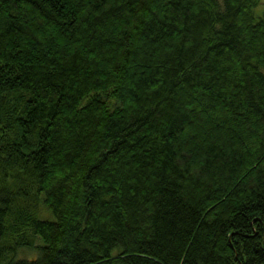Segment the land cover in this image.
Wrapping results in <instances>:
<instances>
[{"label":"trees","instance_id":"trees-1","mask_svg":"<svg viewBox=\"0 0 264 264\" xmlns=\"http://www.w3.org/2000/svg\"><path fill=\"white\" fill-rule=\"evenodd\" d=\"M260 3L0 0V264H264Z\"/></svg>","mask_w":264,"mask_h":264},{"label":"rangeland","instance_id":"rangeland-1","mask_svg":"<svg viewBox=\"0 0 264 264\" xmlns=\"http://www.w3.org/2000/svg\"><path fill=\"white\" fill-rule=\"evenodd\" d=\"M263 11H264V0H261V3L257 7H255L254 12H255V15L260 16V15H262ZM48 219L53 220V216L51 214H49ZM41 243H42L41 239L38 236L35 240V245L41 244ZM38 253L39 252H38L37 248H35V247H32V248L23 247L18 251L17 257L26 258V259H33L38 255Z\"/></svg>","mask_w":264,"mask_h":264}]
</instances>
